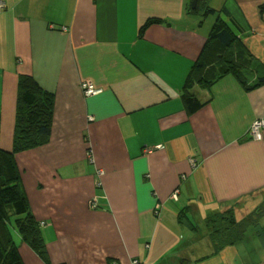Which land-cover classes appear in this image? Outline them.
Returning a JSON list of instances; mask_svg holds the SVG:
<instances>
[{
	"label": "crops",
	"instance_id": "obj_1",
	"mask_svg": "<svg viewBox=\"0 0 264 264\" xmlns=\"http://www.w3.org/2000/svg\"><path fill=\"white\" fill-rule=\"evenodd\" d=\"M191 3L0 0L2 147L12 146L18 76L54 93L49 140L16 154L48 255L18 233L24 264H264V127L250 135L264 120V84L247 91L230 74L194 84L204 104L192 112L182 96L219 18L235 34L232 55L264 63V0ZM149 17L162 22L139 36ZM259 206L260 223L218 247L207 215Z\"/></svg>",
	"mask_w": 264,
	"mask_h": 264
},
{
	"label": "trees",
	"instance_id": "obj_2",
	"mask_svg": "<svg viewBox=\"0 0 264 264\" xmlns=\"http://www.w3.org/2000/svg\"><path fill=\"white\" fill-rule=\"evenodd\" d=\"M211 10L207 7L205 13ZM259 12L264 19V3L259 5ZM160 22L162 19L158 17L147 18L138 35L142 36L149 26ZM211 39L185 80L182 96L188 112L204 104L187 90L194 84L207 88L228 74L247 91L264 84V63L241 48L232 55L228 49L234 44L235 34L220 18L214 24ZM53 109L54 93L43 88L32 75L20 74L12 146L4 148L0 144V264H24L12 236L14 230L42 259H48L40 222L30 210L22 185L16 154L49 140ZM261 214V206L239 217L233 208H229L208 214L205 226L210 229L218 247L225 243L235 244L246 235L248 226L260 223Z\"/></svg>",
	"mask_w": 264,
	"mask_h": 264
},
{
	"label": "built area",
	"instance_id": "obj_3",
	"mask_svg": "<svg viewBox=\"0 0 264 264\" xmlns=\"http://www.w3.org/2000/svg\"><path fill=\"white\" fill-rule=\"evenodd\" d=\"M81 89L84 94H92L95 92V87L90 81H83L81 83ZM91 119V118H90ZM262 127H264V120H254L250 125V135L253 139H261L262 137ZM161 144L159 147H162ZM145 151L149 152L151 151V148H146ZM176 191H174L173 195L176 196ZM131 264H138V261L136 259H133Z\"/></svg>",
	"mask_w": 264,
	"mask_h": 264
},
{
	"label": "rangeland",
	"instance_id": "obj_4",
	"mask_svg": "<svg viewBox=\"0 0 264 264\" xmlns=\"http://www.w3.org/2000/svg\"><path fill=\"white\" fill-rule=\"evenodd\" d=\"M12 228H13V227H12ZM12 236H13V238H14V242H15L16 244L20 242V237H19V235H18V231H17V233H16L15 230L12 231Z\"/></svg>",
	"mask_w": 264,
	"mask_h": 264
},
{
	"label": "water",
	"instance_id": "obj_5",
	"mask_svg": "<svg viewBox=\"0 0 264 264\" xmlns=\"http://www.w3.org/2000/svg\"><path fill=\"white\" fill-rule=\"evenodd\" d=\"M197 0H192L191 6L193 7L196 4Z\"/></svg>",
	"mask_w": 264,
	"mask_h": 264
}]
</instances>
